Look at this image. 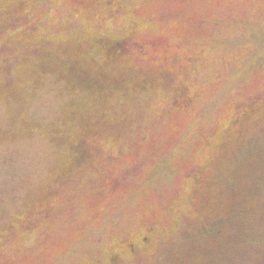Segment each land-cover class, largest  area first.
Instances as JSON below:
<instances>
[{
	"label": "rangeland",
	"instance_id": "obj_1",
	"mask_svg": "<svg viewBox=\"0 0 264 264\" xmlns=\"http://www.w3.org/2000/svg\"><path fill=\"white\" fill-rule=\"evenodd\" d=\"M114 251L264 264V0H0V264Z\"/></svg>",
	"mask_w": 264,
	"mask_h": 264
},
{
	"label": "flooded vegetation",
	"instance_id": "obj_2",
	"mask_svg": "<svg viewBox=\"0 0 264 264\" xmlns=\"http://www.w3.org/2000/svg\"><path fill=\"white\" fill-rule=\"evenodd\" d=\"M17 11H18V7H17V9H16ZM17 14V13H16ZM12 28L14 27V24H11L10 25ZM125 39V38H124ZM117 44H120V42L119 43H117ZM146 52L149 54V52H150V49H148V50H146ZM145 53V52H144ZM147 54V55H148ZM147 55H145V56H147ZM159 67H163V65L162 64H160V65H158V68ZM157 71H160L159 69H157ZM156 71V72H157ZM161 72H168L167 70H162ZM142 75L143 74H147V73H144V72H140ZM139 73V74H140ZM168 76V75H167ZM143 79H144V83L145 84H147V83H149L150 81H151V79H150V77H148V76H146L145 75V77H143ZM169 81L171 82V79L169 78ZM168 81V82H169ZM154 83V82H153ZM144 84V85H145ZM184 87H186L185 85H184ZM191 97V96H190ZM189 96H187L186 95V92L184 91V89H183V94H179L177 97H176V101L174 102V104H175V106H177V107H181V108H184L185 106V108H189V107H191L193 104H194V101L192 100H190V101H188L189 100V98H190ZM192 98V97H191ZM185 100H187V102H185ZM258 102V100H257V98L256 99H254L253 101H251L248 105H246V106H244V107H242L241 108V110L239 111V119L241 118V117H245L248 113H251V112H253V109H255L254 108V105L253 104H256ZM236 119V121H235V123L237 122V121H239L238 120V118H235ZM240 122V121H239ZM241 122H243V120L241 121ZM240 122V123H241ZM238 123V122H237ZM228 126H230V125H228ZM211 135H213L214 136V130H210L209 132H208V134H207V137H213V136H211ZM89 141H94V137H89L87 140L86 139H84L83 140V142L85 143V145H90V143H89ZM96 139H95V146H96ZM206 143H209V139H207V141H206ZM97 150V149H96ZM96 152V153H95ZM93 153H95V154H97L98 153V151H94ZM201 172H203V170L202 169H199V168H196V172L195 173H192L191 174V176H192V178L194 179V181L195 182H199L200 180H201ZM203 174V173H202ZM203 177V176H202ZM16 225H18V222L16 223ZM154 230H155V225H153V226H150V227H146L144 230H139V238H138V235H132V234H130V235H128L127 236V239L124 241V246H125V248L128 250V252H130V253H136V251H137V249H138V245H142V244H148L149 242H151L152 241V238H153V233H154ZM119 252L118 251H114V252H112V256H111V260H110V262L111 263H113V264H116V259H117V257H119Z\"/></svg>",
	"mask_w": 264,
	"mask_h": 264
},
{
	"label": "trees",
	"instance_id": "obj_3",
	"mask_svg": "<svg viewBox=\"0 0 264 264\" xmlns=\"http://www.w3.org/2000/svg\"><path fill=\"white\" fill-rule=\"evenodd\" d=\"M17 17V16H16ZM10 24L9 25H11V24H14L15 23V21H14V23L13 22H9ZM11 27V26H10ZM122 39V38H121ZM119 40V39H118ZM120 41V40H119ZM119 41H117V42H119ZM114 52H112L110 55L106 52L105 53V57H107L108 59H110V60H112V58L110 57V56H112L113 55V57L116 55V56H118L119 57V59H126V58H128L129 57V52H127V51H122V49H118V50H116V48L114 47V50H113ZM110 60H108V61H110ZM157 69H159L160 71H162V70H164L165 68L164 67H159V68H157ZM158 73H160V72H158ZM154 78H156V76H154L153 77V80H154ZM145 85H147V84H145ZM258 100V99H257ZM259 102V101H258ZM244 117H241L240 119L238 118V120L241 122L242 121V119H243ZM231 122H235L236 121V119L234 118V119H231L230 120ZM240 125H238V126H233V132L234 131H236L237 132V134L239 133V130H240V127H239ZM87 140V139H86ZM84 145H85V143H84ZM88 146V145H87ZM88 154V152L86 151V150H82L81 151V153H80V157L81 158H83L85 155H87Z\"/></svg>",
	"mask_w": 264,
	"mask_h": 264
}]
</instances>
